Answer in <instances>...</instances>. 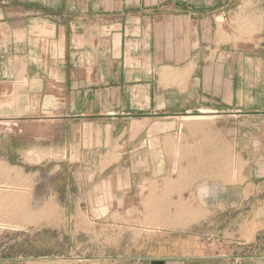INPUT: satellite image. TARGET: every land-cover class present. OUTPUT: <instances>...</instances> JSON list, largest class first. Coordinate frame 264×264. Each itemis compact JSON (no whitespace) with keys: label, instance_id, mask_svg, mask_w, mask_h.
I'll return each instance as SVG.
<instances>
[{"label":"crops","instance_id":"crops-1","mask_svg":"<svg viewBox=\"0 0 264 264\" xmlns=\"http://www.w3.org/2000/svg\"><path fill=\"white\" fill-rule=\"evenodd\" d=\"M231 2L0 0V188H14L10 212L30 250L39 240L34 170L50 165V127L69 134L78 124L87 157L61 163L110 164L76 175L100 182L93 190L110 182L97 194L110 201L87 205L91 214L118 217L120 192L141 187L152 199L167 166L181 168L174 196L158 194L165 201L146 210L176 218L150 219L161 225L147 229L163 231L129 243L134 256L125 259L264 264V41L231 46L230 26L217 24ZM256 17L264 31V12ZM7 201L0 194V213ZM109 225L92 241L100 251L105 238L118 251L117 238L104 236Z\"/></svg>","mask_w":264,"mask_h":264},{"label":"rangeland","instance_id":"rangeland-1","mask_svg":"<svg viewBox=\"0 0 264 264\" xmlns=\"http://www.w3.org/2000/svg\"><path fill=\"white\" fill-rule=\"evenodd\" d=\"M218 12L220 13L217 19L219 28L224 30L227 25L231 28V46L242 44L258 47L259 42L264 41L263 27H260L263 23L260 19L258 21V17H256L264 12V0H232L231 4H226ZM223 35L224 33L221 31L219 33L220 40H222ZM72 128H74V132L64 134L53 132L50 127V165L38 166L34 170L40 173L37 250H34V248L30 250L27 247L25 241L28 236L21 231L22 226L19 223L13 222L15 215L10 212L13 208V199H10V195L13 194L14 188H11L10 185H4L0 188V194L8 196L7 202L9 204L8 211L0 213V257L7 258L1 261L0 264H138L135 260L125 259V257L134 256V253L128 250L127 245L136 240L150 238L154 236L155 232L163 231L160 229H147L148 225H161L159 222L156 224L150 223V219L165 222L166 217L169 219L176 218L174 212L166 214H159L158 212L149 214L146 212L150 205L157 207L162 203V200L165 201L164 198L160 200L158 194L167 195L168 201L174 196V179L176 174L179 173V177L181 174L180 166L174 164L167 166L166 181L163 182L162 186L158 187L156 185L154 187L152 185L151 193L156 195L155 198L148 199L149 197L144 195L145 188H132L129 193H126V196H122L124 194L122 192L119 194L115 206L116 209L121 210L117 214L118 217H110L102 211L100 214L87 212V205H107L106 203L110 201L111 197L107 194H105L106 196L97 194L101 191L109 193L110 182H105V188L102 190L98 187L93 190L94 185L100 182L80 181V179H76V175L102 172L110 167V164L92 166L69 161L61 163L65 154H68L67 160L71 156L72 160H79L80 162L87 157V151L80 149L81 138L83 137L78 131V124L72 125ZM247 151L248 154H251L254 150L248 149ZM113 170L114 168H108L105 173L109 174ZM127 186L128 181L123 180L119 183V190ZM48 194H50V201L43 203L42 201L47 199L46 195ZM76 207L82 210V213H74ZM127 207L132 211L126 212ZM98 217L100 220L97 219ZM106 221L110 225L105 226V229L103 228L104 236L108 232L109 237L112 235L115 240L117 238L118 251L114 249L111 251L110 245H105V241L109 240L106 238L101 251L98 249V245L92 243L93 240H96L95 236L97 234L99 236V231L102 230L101 225ZM50 225L58 231L59 239L54 240L52 233L54 231L50 229ZM20 256L38 258L34 261L12 260ZM46 257L49 258L46 259Z\"/></svg>","mask_w":264,"mask_h":264}]
</instances>
